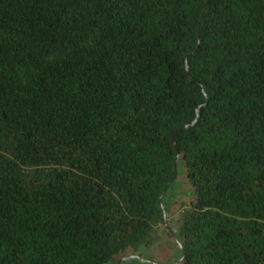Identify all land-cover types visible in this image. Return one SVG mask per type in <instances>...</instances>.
<instances>
[{
  "label": "trees",
  "instance_id": "obj_1",
  "mask_svg": "<svg viewBox=\"0 0 264 264\" xmlns=\"http://www.w3.org/2000/svg\"><path fill=\"white\" fill-rule=\"evenodd\" d=\"M166 238L156 264H264V0H0V264Z\"/></svg>",
  "mask_w": 264,
  "mask_h": 264
},
{
  "label": "rangeland",
  "instance_id": "obj_2",
  "mask_svg": "<svg viewBox=\"0 0 264 264\" xmlns=\"http://www.w3.org/2000/svg\"><path fill=\"white\" fill-rule=\"evenodd\" d=\"M190 188L187 183L184 169L182 166H178L177 175L175 178V183L172 186V195L167 197V202L172 209H175L183 200L186 199V195L189 192ZM163 227L171 231L170 226L167 222L165 216ZM175 239V237H173ZM173 238H166L165 240H160L155 243L152 249L147 253V256L150 257V261L157 262H175L180 261L179 250L175 248L174 250L168 248L171 243L175 242ZM156 260V261H155Z\"/></svg>",
  "mask_w": 264,
  "mask_h": 264
},
{
  "label": "water",
  "instance_id": "obj_3",
  "mask_svg": "<svg viewBox=\"0 0 264 264\" xmlns=\"http://www.w3.org/2000/svg\"><path fill=\"white\" fill-rule=\"evenodd\" d=\"M198 36H199V34H198ZM196 119H197V117H196ZM196 119H195L194 121H192L191 123L182 126L180 129L187 128V127L191 126V125L196 121ZM171 140H172V139H171ZM174 148H175V150H176V152H177V154H176V158H177V156H178V149H177V147H176L175 145H174ZM176 158L174 159V163H173V165H174V175H173L171 181H173V180L176 178V175H177ZM171 181H169V182L166 184V186L164 187V189H163V191H162V193H161V195H160V198H159L160 202H162V199H161V198H162V195H163V193H165V191H166V189L168 188V186H169V184L171 183ZM131 257H133V256H127V257H125L124 259H129V258H131ZM134 257L139 258L140 260H144V259H142V258H140V257H137V256H134ZM151 262H152V263H155L154 261H151ZM155 264H156V263H155Z\"/></svg>",
  "mask_w": 264,
  "mask_h": 264
}]
</instances>
